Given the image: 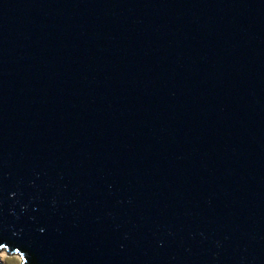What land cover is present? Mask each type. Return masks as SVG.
<instances>
[{"label": "water", "instance_id": "95a60500", "mask_svg": "<svg viewBox=\"0 0 264 264\" xmlns=\"http://www.w3.org/2000/svg\"><path fill=\"white\" fill-rule=\"evenodd\" d=\"M2 250L264 264V0H0Z\"/></svg>", "mask_w": 264, "mask_h": 264}, {"label": "rangeland", "instance_id": "374dc122", "mask_svg": "<svg viewBox=\"0 0 264 264\" xmlns=\"http://www.w3.org/2000/svg\"><path fill=\"white\" fill-rule=\"evenodd\" d=\"M7 251H5V250H2L1 252H0V256H1V258H4L5 257V254L4 253H6ZM9 254V253H8ZM15 255H8L7 257H8V259H7V264H21L22 263V258H21V256L19 255V254H17V253H14Z\"/></svg>", "mask_w": 264, "mask_h": 264}, {"label": "crops", "instance_id": "0c3cea01", "mask_svg": "<svg viewBox=\"0 0 264 264\" xmlns=\"http://www.w3.org/2000/svg\"><path fill=\"white\" fill-rule=\"evenodd\" d=\"M4 254H5V257H4V258H2V260H3V264H7V262H6V261H7V259H8V257H7V256H8L9 254H10V255H15L14 253H9V254H8V252H6V253H4Z\"/></svg>", "mask_w": 264, "mask_h": 264}]
</instances>
